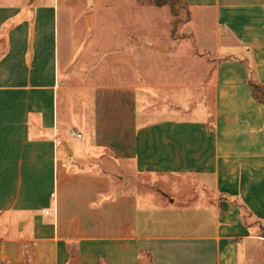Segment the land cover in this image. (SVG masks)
Listing matches in <instances>:
<instances>
[{"label": "crops", "instance_id": "0c3cea01", "mask_svg": "<svg viewBox=\"0 0 264 264\" xmlns=\"http://www.w3.org/2000/svg\"><path fill=\"white\" fill-rule=\"evenodd\" d=\"M114 1L0 0V264H264V0H179L212 65L191 108L135 81L149 78L137 23L90 83L75 37ZM181 216L185 231L158 229Z\"/></svg>", "mask_w": 264, "mask_h": 264}, {"label": "rangeland", "instance_id": "374dc122", "mask_svg": "<svg viewBox=\"0 0 264 264\" xmlns=\"http://www.w3.org/2000/svg\"><path fill=\"white\" fill-rule=\"evenodd\" d=\"M92 1L93 0H91V2ZM120 1L121 0L114 1L115 5H113L111 9L104 11L103 14L97 15L96 24L98 25L95 26L93 33H87L85 26H82V29L75 37L76 43L77 41H80L84 49L88 48L90 50L89 54L91 61L94 63L90 64L83 62V67L86 66V64L95 65L93 69L94 75H92L93 78L88 80H90L91 84H104L108 82L107 79L101 77V72L105 70L107 66L109 67L108 62L110 56L105 54V51L111 52L114 49L117 50L124 47V39L119 27L122 24L132 25L133 23H137L139 24V28L135 26L138 29L135 28V30L138 31L136 33H140V39L147 45H150V47L143 53L145 57L144 68L149 75V78L145 80L135 79V81L139 80L140 83L145 84L148 89L160 94V96L165 99L164 106L173 103L183 107L186 105V108H191V106H193V101L203 98V92L200 91L199 96H194V90L205 82L202 77L212 69V65L209 63L207 55L200 49L201 45L204 44L202 38H200L202 37V32H197L194 27V36L189 37L185 30L187 27L185 23L189 19L187 9H185V6L180 3L171 4L169 2L166 5L157 6L155 5V0H135L137 8L131 11H126L122 9V4H117L120 3ZM139 10L142 12H139ZM193 26L191 28H193ZM154 30H156V32ZM142 31L145 33L144 37H141ZM137 39V37L130 38L131 41L134 40L135 42ZM206 39V42H208L210 46L211 43L213 45L210 36ZM152 41L161 43L162 47L154 48L151 46ZM143 54H138L136 52L128 54V57L136 62L130 63L131 69L133 68V63L135 67L133 69L137 70L138 56H143ZM154 56L161 57L157 59V57ZM153 67H155V71L157 72L155 78L153 76ZM124 68H126V66L123 63H119V66L115 71H118L119 74H121L125 70ZM112 81L114 84H122L123 82L121 79H113ZM155 83L157 88L154 87ZM59 94L62 98L63 92H60ZM152 96L153 95L148 94L147 99L145 98V108L155 109V105L159 106V104H155ZM188 97L190 98L189 101ZM117 99L120 104L121 96H118ZM66 102L68 104L67 108L71 109L70 114L73 116L75 103L73 102L72 97L70 96L69 99V96H67ZM69 142L72 145L75 144L72 137H69ZM178 181L180 180L173 179L172 183ZM166 184H168L167 181L160 184L161 195H158V198L156 199V202L159 203L158 206L167 202V197L170 194L176 193L173 190V185L177 187L176 191H179V195L184 194L186 189L189 188V186L184 185H189V183L183 184L181 182L171 186ZM138 193L142 194L145 192L139 191ZM163 194L167 197H164ZM160 214H162L163 218L166 220H168L170 216H177L174 213L171 215L170 211H164ZM179 218H182L183 222H185L187 216H181ZM179 222L176 224L172 222L173 225L168 224L169 226L159 224L160 227H158V229L170 233L185 231L189 224L187 222ZM261 232L264 233L263 230H261Z\"/></svg>", "mask_w": 264, "mask_h": 264}, {"label": "trees", "instance_id": "16d2710c", "mask_svg": "<svg viewBox=\"0 0 264 264\" xmlns=\"http://www.w3.org/2000/svg\"><path fill=\"white\" fill-rule=\"evenodd\" d=\"M169 2L171 4H175V3L182 4L179 0H155V5L163 6V5L168 4ZM182 5H184V4H182ZM253 94L257 100L264 102V86L254 84L253 85Z\"/></svg>", "mask_w": 264, "mask_h": 264}, {"label": "built area", "instance_id": "2783aa9c", "mask_svg": "<svg viewBox=\"0 0 264 264\" xmlns=\"http://www.w3.org/2000/svg\"><path fill=\"white\" fill-rule=\"evenodd\" d=\"M74 133H75V132L73 131V134H74ZM77 136H78V137H80V136H81V134H77ZM62 165H63V166H65L66 164H65V163H63ZM46 213H48V210H46Z\"/></svg>", "mask_w": 264, "mask_h": 264}]
</instances>
